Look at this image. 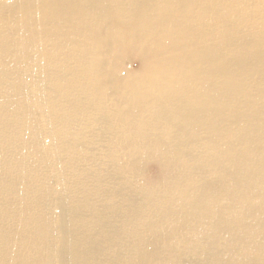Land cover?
<instances>
[{
  "label": "bare ground",
  "instance_id": "6f19581e",
  "mask_svg": "<svg viewBox=\"0 0 264 264\" xmlns=\"http://www.w3.org/2000/svg\"><path fill=\"white\" fill-rule=\"evenodd\" d=\"M0 264H264V0H0Z\"/></svg>",
  "mask_w": 264,
  "mask_h": 264
}]
</instances>
